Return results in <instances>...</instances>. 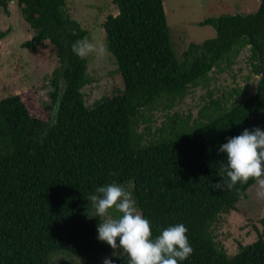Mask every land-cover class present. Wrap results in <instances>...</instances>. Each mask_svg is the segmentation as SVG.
<instances>
[{"label": "trees", "instance_id": "trees-1", "mask_svg": "<svg viewBox=\"0 0 264 264\" xmlns=\"http://www.w3.org/2000/svg\"><path fill=\"white\" fill-rule=\"evenodd\" d=\"M11 1L0 0V11L10 15ZM17 3L34 32L23 47L49 42L58 67L51 103H42L45 117L35 116L20 95L0 99V264H57L63 255L86 264L106 257L127 264V257L112 256V248L97 239L100 218L87 199L113 182L132 187L153 237L170 225L186 226L194 251L180 264H264V229L256 228L257 240L240 242L233 256L218 235L224 216L238 211L256 181L238 183L239 193L211 187L222 179L216 162H226L219 147L227 138L264 129V0L254 13L201 20L200 26L214 28L215 38L191 43L182 60L164 0H112L118 15L103 24L104 43L122 86L91 102L84 92L92 83L88 60L72 52L89 32L68 14L67 0ZM8 33L0 30V41ZM246 48L260 77L253 91L247 85L211 99L197 118L171 114L190 88L208 83L213 71L222 72L221 65L230 66ZM159 111L166 119L152 133Z\"/></svg>", "mask_w": 264, "mask_h": 264}, {"label": "rangeland", "instance_id": "rangeland-1", "mask_svg": "<svg viewBox=\"0 0 264 264\" xmlns=\"http://www.w3.org/2000/svg\"><path fill=\"white\" fill-rule=\"evenodd\" d=\"M168 11V26L175 51L179 60L191 43L200 44L215 38L214 28L202 27L199 22L207 18L219 17L223 14L254 13L260 6V0H164ZM10 15L0 11V30L9 32L0 41V99L12 95H20L29 106L32 113L45 117L42 103L50 104V81L54 70L58 67L56 50L49 42H45L35 50L24 48L23 44L34 37V32L25 22L17 0L9 3ZM67 12L73 19L89 32V40L97 46L105 45L106 35L103 24L109 16H117L118 10L112 0H67ZM198 23V24H197ZM105 42V43H104ZM88 76L92 79L84 92L91 102L99 95H110L114 88H121L122 82L117 74V65L110 57L89 55ZM249 48L233 59L221 65L222 72L216 71L210 75L208 83L200 87L190 88L187 98L181 101L171 114L177 112L189 114L197 118L203 104L222 95L242 90L247 85L251 91L255 89L260 77L255 76L250 62ZM212 94V97L209 96ZM169 113V112H168ZM163 113L156 112V122L151 125L154 133L163 126ZM147 124L142 123L141 130ZM128 187L127 190H131ZM257 188L249 191V198L239 203L238 211L228 216L218 225V235L223 241L229 255H235L239 243L248 245L257 240L258 230L264 229L261 220L264 219V200L257 198ZM133 194V192H132ZM252 219V221L250 220ZM65 255L55 259L57 264H86L83 259H73ZM103 260L99 264H103ZM72 262V263H71Z\"/></svg>", "mask_w": 264, "mask_h": 264}, {"label": "clouds", "instance_id": "clouds-1", "mask_svg": "<svg viewBox=\"0 0 264 264\" xmlns=\"http://www.w3.org/2000/svg\"><path fill=\"white\" fill-rule=\"evenodd\" d=\"M72 52L81 59L89 55L104 57L108 48L83 37L72 44ZM219 153L226 154V162H216L217 175L222 179L211 187L221 192L236 189L239 193L238 183L254 179L257 198L264 200V129H244L240 135L227 138ZM87 199L95 208V216L100 218L97 239L112 248V256L127 257V264H180L192 255L194 249L187 238L186 226L170 225L153 237L150 221L137 209L132 192L122 185L113 182L100 186ZM110 210L119 215H111ZM103 264L115 261L106 257Z\"/></svg>", "mask_w": 264, "mask_h": 264}]
</instances>
